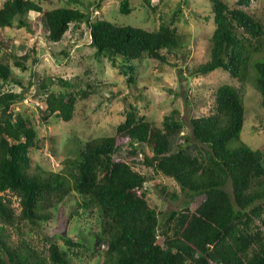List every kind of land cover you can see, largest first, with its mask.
<instances>
[{
    "label": "trees",
    "instance_id": "obj_1",
    "mask_svg": "<svg viewBox=\"0 0 264 264\" xmlns=\"http://www.w3.org/2000/svg\"><path fill=\"white\" fill-rule=\"evenodd\" d=\"M103 1L95 0L93 5L99 8ZM208 1L214 23L210 58L193 68L190 76L222 69L233 78L244 79L252 52L264 44L263 26L243 9L252 0H236L233 4ZM145 3L151 7L149 0ZM118 11L130 14V0H121ZM29 12L39 14L50 43L60 42L71 23H86L95 55L108 57L113 66H117L118 58L135 61L145 55L165 62L162 51L179 47L177 28L164 21L157 29L147 30L105 19L90 20L89 11L70 6L44 9L37 0H4L0 29L12 27L16 20L19 27L28 26L25 18ZM28 59L27 54L11 52L0 59V81L22 88L20 92L0 93V264H70L67 253L55 242L42 255L25 239L12 240L9 228L49 220L51 209L71 189L84 198L85 207H96L100 215L106 245L102 264H264V146L258 150L245 144L228 147L230 141L239 139L245 120L238 88L220 85L213 111L189 119V131L176 150H172L171 140L180 136L184 127L176 111L165 115L157 125L140 116L130 104L114 135L84 143L70 162L71 171L41 177L29 171L30 149L38 144L35 125L14 108L24 100L27 87L13 77L11 65L25 71ZM118 66L127 81L134 82L132 66ZM253 67L254 84L264 108V59L257 60ZM46 82L40 84L47 92L43 117L55 114L64 122L70 121L76 93H57L48 88L52 82L71 87V81L48 77ZM126 139L137 145L131 146L124 160L116 155ZM138 150L143 164L152 169L151 175L136 170ZM157 174L176 182L185 196L184 203L194 195L204 196V200L193 210L184 206L159 213L148 203L147 183H152L161 199L178 196L155 180Z\"/></svg>",
    "mask_w": 264,
    "mask_h": 264
},
{
    "label": "rangeland",
    "instance_id": "obj_2",
    "mask_svg": "<svg viewBox=\"0 0 264 264\" xmlns=\"http://www.w3.org/2000/svg\"><path fill=\"white\" fill-rule=\"evenodd\" d=\"M3 1L0 0V6ZM37 1L44 9L70 6L89 11L90 20L105 19L147 30L157 29L164 21L177 28L179 47L170 52L162 51L165 62L145 55L135 61L118 58L117 66H113L108 57L95 55L86 23H71L58 43L47 41L36 12H29L26 16L28 26L19 27L16 20L12 27L0 29V59L5 52L29 55L27 70L11 66L13 77L27 87L24 100L17 102L14 108L29 116L37 131V147L30 149L31 174L45 177L50 173L71 171L70 162L78 156L84 143L89 139L114 135L130 104L135 106L140 116L157 125L161 124L165 115L176 111L177 118L184 125L180 136L171 140V148L176 150L183 141V135L189 131V119L213 111L215 91L222 84L238 88L245 111L240 137L230 141L228 147L245 144L258 150L264 146V108L254 84L253 67L257 60L264 59V44L252 52L244 79L233 78L222 69L190 76L193 68L210 58V36L214 23L208 0H149L151 7L145 0H130L132 11L128 15L118 11L121 0H104L99 8L93 5L95 0ZM226 1L233 4L236 0ZM243 9L264 29V0H252L249 7ZM121 64L132 66L134 82H128L127 76L121 73L118 66ZM48 77L72 83L71 87H62L52 82L48 88V91L57 93H76V108L68 122L55 114L43 117L47 92L40 88V84ZM6 91L20 92L22 88L12 82L0 81V93ZM133 145L136 146L137 142L126 139V145L116 156L126 160ZM190 150L196 152L193 147ZM261 162L264 166V151ZM135 168L147 175L153 172L143 164L140 150L136 155ZM154 178L178 196L174 200L161 199L153 190L152 183H147L148 203L159 213L184 206L193 210L204 200V196L194 195L184 203L185 196L171 177L157 174ZM68 185L72 188L71 181ZM83 201L84 198L71 189L51 209L49 220L38 225L23 223L18 228H9L12 240L23 238L42 255L49 244L55 242L67 253L70 264H102L106 245L100 230V215L96 207L87 208ZM14 206L17 207L16 202ZM95 235L100 238H95Z\"/></svg>",
    "mask_w": 264,
    "mask_h": 264
}]
</instances>
